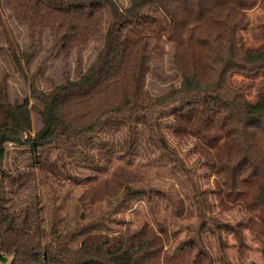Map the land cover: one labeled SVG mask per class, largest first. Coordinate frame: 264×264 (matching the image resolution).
<instances>
[{"label": "trees", "instance_id": "obj_1", "mask_svg": "<svg viewBox=\"0 0 264 264\" xmlns=\"http://www.w3.org/2000/svg\"><path fill=\"white\" fill-rule=\"evenodd\" d=\"M1 8L26 31L32 43L28 55H17ZM254 9L264 13V0H128L126 8L114 0H0V55L17 73L23 74L22 58L30 63L45 33L63 61L76 58L78 69L83 50L100 42L95 61L74 80L66 77L48 93L32 86L40 109L27 99L12 100L11 78L0 71V254L10 264L46 254L56 264H231L224 232L234 238L238 264H256L246 262L251 249L244 228L259 243L264 264V23H252ZM247 33L257 46H243ZM165 57L179 84L154 96L147 79L158 78L156 63ZM238 77L244 80L238 83ZM31 111L41 121L33 138ZM167 114L175 137L195 138L194 151L210 172L230 168V179L215 183V196L222 212L243 207V220L222 222L212 214L207 192L192 187V197L176 196L171 229L166 220L144 222L110 236L88 224L62 235L54 223L46 236L36 197L20 210L5 197V144L33 151L63 142L77 145L115 119L137 121L150 140L169 151L160 132ZM137 194L146 193L126 187L124 200ZM207 235L215 241L216 257ZM77 238L78 247L69 248Z\"/></svg>", "mask_w": 264, "mask_h": 264}, {"label": "rangeland", "instance_id": "obj_2", "mask_svg": "<svg viewBox=\"0 0 264 264\" xmlns=\"http://www.w3.org/2000/svg\"><path fill=\"white\" fill-rule=\"evenodd\" d=\"M114 1L122 8L128 6V0ZM1 13L17 55H28L32 51V43L26 31L14 20L6 18L5 9L1 8ZM250 15L252 23H264L261 10L254 9ZM242 41L244 47L258 45L249 33L243 35ZM99 48L100 42L92 41L81 53L78 69L76 58L71 55L63 61L60 50L52 47L45 33L30 63H25L22 58L23 74L17 73L11 63L3 61L0 55V71L11 78L8 83L10 98L19 102L27 99L30 107L40 109L41 106L31 94L32 86L40 93H48L66 77L74 80L76 72H85L95 61ZM156 74L158 78L149 77L146 84L147 91L154 96L179 84L168 57L156 63ZM236 79L238 83L244 80L241 77ZM160 121V132L169 151L163 149L159 142L150 140L147 131L137 121L127 123L115 119L105 122L77 145L63 142L33 151L30 147L5 144L2 169L9 175L3 181L5 197L18 210L28 206L36 197L46 236L54 223L57 224L58 234L62 235L88 224L94 225V232L110 236L123 233L126 228L139 229L144 222L153 225L166 220L171 229L173 202L177 195L182 199L192 197V187L196 192H207L211 212L222 222L234 225L243 220L246 216L243 207L236 206L222 212L216 200L215 183L229 180L230 168L210 172L204 160L194 151L195 138L175 137L169 114ZM31 123L29 136L33 138L41 128L40 117L33 111ZM53 167L54 174L50 172ZM126 187L146 194H137L131 201L124 200ZM147 196H151L150 203L147 202ZM185 201L187 207H193L189 201ZM245 201H240V205ZM243 231L251 249L246 262L260 264L259 243L247 229ZM184 233H179L180 238H183ZM222 239L226 246L231 247L226 251V258L231 264H238L236 250L232 248L234 238L224 232ZM79 241L80 238L75 239L68 247L77 248ZM205 242L216 257L215 241L207 235ZM10 262L11 259L7 257L5 264ZM56 263L55 258L46 254L19 264Z\"/></svg>", "mask_w": 264, "mask_h": 264}, {"label": "water", "instance_id": "obj_3", "mask_svg": "<svg viewBox=\"0 0 264 264\" xmlns=\"http://www.w3.org/2000/svg\"><path fill=\"white\" fill-rule=\"evenodd\" d=\"M0 261H1V263L5 264L7 259L2 254H0Z\"/></svg>", "mask_w": 264, "mask_h": 264}, {"label": "built area", "instance_id": "obj_4", "mask_svg": "<svg viewBox=\"0 0 264 264\" xmlns=\"http://www.w3.org/2000/svg\"><path fill=\"white\" fill-rule=\"evenodd\" d=\"M5 257V256H4ZM7 259V258H6ZM0 264H3V263H1V261H0Z\"/></svg>", "mask_w": 264, "mask_h": 264}]
</instances>
